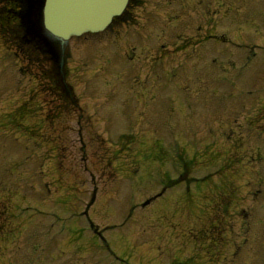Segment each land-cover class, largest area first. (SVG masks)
<instances>
[{
    "label": "rangeland",
    "instance_id": "rangeland-1",
    "mask_svg": "<svg viewBox=\"0 0 264 264\" xmlns=\"http://www.w3.org/2000/svg\"><path fill=\"white\" fill-rule=\"evenodd\" d=\"M128 10L63 90L0 23V264H264V0Z\"/></svg>",
    "mask_w": 264,
    "mask_h": 264
},
{
    "label": "water",
    "instance_id": "water-1",
    "mask_svg": "<svg viewBox=\"0 0 264 264\" xmlns=\"http://www.w3.org/2000/svg\"><path fill=\"white\" fill-rule=\"evenodd\" d=\"M126 2L127 0H31L24 16L33 34L55 49L61 59L69 38L102 30L112 16L123 10Z\"/></svg>",
    "mask_w": 264,
    "mask_h": 264
},
{
    "label": "flooded vegetation",
    "instance_id": "flooded-vegetation-1",
    "mask_svg": "<svg viewBox=\"0 0 264 264\" xmlns=\"http://www.w3.org/2000/svg\"><path fill=\"white\" fill-rule=\"evenodd\" d=\"M18 1H20V0H7V2L8 3H11V4H14L13 2H18ZM22 1H25V0H22ZM129 7H130V0H129V3H127V5L125 6L123 12L121 14H119L118 16H114L112 18V21H111L110 25L112 23H114V22H117V21H121V20L123 21L125 19V17L129 13V10H128ZM163 190H164V188H162L159 191V193L156 194L157 195L156 198H155V196H153L154 198L153 197H150L149 199H146L145 203H142L141 206H146V205L149 206L151 204V202H153L155 199H158V198H160L162 196L161 194H163V192H164ZM151 198H153V200ZM218 210L220 211V209H218ZM208 240H209V244H211L214 241V237H209ZM206 243L208 244L207 237H206ZM209 244L207 245V252H210L209 247H211V246ZM238 252H239V245L236 246V247H234V251L230 254V258L229 259L220 257L221 254H219V255H213L212 256L211 253H208L207 256L209 258L207 257V264H238V262H239Z\"/></svg>",
    "mask_w": 264,
    "mask_h": 264
},
{
    "label": "trees",
    "instance_id": "trees-1",
    "mask_svg": "<svg viewBox=\"0 0 264 264\" xmlns=\"http://www.w3.org/2000/svg\"><path fill=\"white\" fill-rule=\"evenodd\" d=\"M11 5H12L11 8H10L11 11H15L16 12L15 8L17 9L18 7H19L18 9H21V3L20 2L19 3L17 2V4L14 3V4H11ZM3 16L4 17H1L2 20L0 19V23L2 21H6L7 18H10L11 21H13V20L16 21L19 29H22L21 21L19 20V18L12 17L13 16L12 14H10V16L8 15L7 18H6L5 15H3ZM40 46L41 45H38L37 43H35L34 44V51L36 52L37 55H40L39 57H41L43 60H47L48 63L50 64V67H51L50 71L51 72H49V75L51 77L52 84H57L58 86L63 85L64 84L63 83L64 68L60 67L58 65V63L56 62L55 55H53L51 53H48V52H45L44 51L45 49L43 47H40ZM64 88H65V86H64ZM67 92H66L65 95H67Z\"/></svg>",
    "mask_w": 264,
    "mask_h": 264
}]
</instances>
